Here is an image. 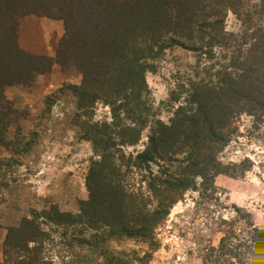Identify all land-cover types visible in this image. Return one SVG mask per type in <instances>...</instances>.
Instances as JSON below:
<instances>
[{
  "label": "rangeland",
  "instance_id": "obj_1",
  "mask_svg": "<svg viewBox=\"0 0 264 264\" xmlns=\"http://www.w3.org/2000/svg\"><path fill=\"white\" fill-rule=\"evenodd\" d=\"M117 8L104 0H0V73L7 81L0 85V264L8 229L31 218V210L37 212L43 234L41 257L51 264H84L87 248L75 241L82 227L53 222L42 213L56 206L76 214L80 201L88 198L85 177L98 157L80 127L112 124L113 111L103 99L79 111L74 88L85 76L80 66L89 70L99 63L92 53L103 38L112 37L120 21ZM144 17L138 18L140 25L147 23ZM222 26L227 34L241 31L231 11ZM101 27L108 28L110 36L103 37ZM65 28L70 33L66 41ZM192 35L189 41L162 34L152 50L147 48L150 36L138 40V46L147 48L136 62L140 72L133 89L121 92L116 105L128 101L123 110L135 108L137 126L144 123L136 144L119 146L125 156L143 151L158 122L169 125L178 107L189 106L195 90L206 92L204 84L216 86L222 71L231 70L235 47H208L209 36L201 43L195 32ZM174 38L180 44L172 42ZM124 95L128 99L123 100ZM131 114L120 113V128L132 125ZM233 125L234 132L216 156L226 172L208 181L206 188L195 178V189L184 193L157 228L155 249L138 239L121 238L97 240L98 250L125 253L130 264H138L146 253L148 264H264V119L257 122L242 113ZM177 165L170 168V162L156 159L150 170L164 177ZM143 167L130 166L127 180L133 191L149 199L150 174ZM81 233L87 237L91 232ZM224 236L241 261L221 255Z\"/></svg>",
  "mask_w": 264,
  "mask_h": 264
},
{
  "label": "trees",
  "instance_id": "obj_2",
  "mask_svg": "<svg viewBox=\"0 0 264 264\" xmlns=\"http://www.w3.org/2000/svg\"><path fill=\"white\" fill-rule=\"evenodd\" d=\"M104 1L118 7L120 21L112 29V37L109 40L103 38L98 43L99 50L92 53L94 58L98 57L99 63L89 70L80 66L85 76L82 84L74 89L79 111L92 107L97 99L106 100L112 106L113 123L80 127L82 138L91 142L98 159L91 162L86 174L88 198L80 201L79 212H60L52 206L42 214L56 223L82 227L80 237L75 241L87 248L88 254L82 257L84 264H130L125 253L99 251L97 240L138 239L155 249L157 228L184 193L195 189V178L202 179L204 188L208 181L226 172L216 161V156L234 132L235 119L242 113L257 122L264 119V0H127L125 4ZM228 11L240 22L241 31L236 34H227L222 26ZM168 14L174 17L173 22ZM142 16L147 23L140 25L138 18ZM204 27L210 29V35L203 30ZM98 31L104 32L103 37L110 34L108 28L101 27ZM194 32L201 43L204 36H209L212 44L206 43L208 47L219 44L236 48L234 61L229 65L231 70L226 67L227 71H222L217 80L221 86L204 84L206 92L195 90L189 106L178 107L169 125L158 122L160 127L153 130L143 151L134 157L125 156L119 146L136 144L142 129L140 125L144 122L140 121L137 126L138 119L133 116L135 108L128 109V112L123 110L128 101L118 105L116 102L121 92L134 87V78L140 72L137 59L144 57V49L155 48L162 34H177L178 38L190 41ZM97 36L102 38L101 34ZM145 36H150L152 43L142 48L138 46V40H145ZM68 37L70 33L66 29L64 40ZM172 42L180 44L179 39L174 38ZM0 77V85L5 84L7 81L2 79L1 73ZM124 96L123 100L128 99L127 95ZM121 112L132 113L131 126L120 128ZM178 154H185V157L178 160ZM156 159L170 162V168L175 162L179 165L174 171L163 173L164 177L152 175L150 165ZM130 166H144L149 171L151 198L131 189L127 180ZM37 215L31 210V218L25 217L18 226L8 229L3 244V264H51L40 255L43 234L37 225ZM83 230L91 233L85 237L81 233ZM227 238L221 239L219 252L241 261L236 257L238 253H233L236 247L229 246ZM30 243L34 244L33 247L29 246ZM147 260L146 253L138 257L137 262L148 264Z\"/></svg>",
  "mask_w": 264,
  "mask_h": 264
}]
</instances>
